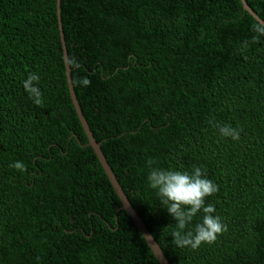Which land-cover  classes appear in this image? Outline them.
<instances>
[{"label":"trees","instance_id":"16d2710c","mask_svg":"<svg viewBox=\"0 0 264 264\" xmlns=\"http://www.w3.org/2000/svg\"><path fill=\"white\" fill-rule=\"evenodd\" d=\"M245 1L264 19V0ZM59 22L82 115L169 263L264 264V37L241 0H59V16L56 0H0V264H159L88 145ZM149 158L201 167L227 231L176 247Z\"/></svg>","mask_w":264,"mask_h":264},{"label":"clouds","instance_id":"9594fccd","mask_svg":"<svg viewBox=\"0 0 264 264\" xmlns=\"http://www.w3.org/2000/svg\"><path fill=\"white\" fill-rule=\"evenodd\" d=\"M251 31L255 33L251 38L252 43L264 37V19H257ZM248 43L245 41L243 46L247 48ZM39 80L38 74L29 73L23 81V86L33 103L42 107L44 101ZM80 83L86 87L90 84V80L84 77ZM218 127L222 136L233 140L240 139L242 129L230 125ZM146 163L151 169L147 176L149 186L156 190L160 204L176 222V229L171 234L174 238L172 243L176 247L197 249L203 243L215 242L219 234L227 231V225L221 218L213 215L216 211L214 205L206 204V198L217 193L219 188L217 184L204 176L201 167L194 166L193 171L188 172L152 167L156 161L151 158ZM9 167L21 172L27 170L22 161H15ZM201 212L202 220L193 224L194 218Z\"/></svg>","mask_w":264,"mask_h":264},{"label":"water","instance_id":"95a60500","mask_svg":"<svg viewBox=\"0 0 264 264\" xmlns=\"http://www.w3.org/2000/svg\"><path fill=\"white\" fill-rule=\"evenodd\" d=\"M241 3L243 5V8L248 13H250L256 20L260 19L256 15V13L248 6V4L246 3L245 0H241ZM56 7H57V16H59V0H56ZM59 29H60L61 45L63 48V59H64V66H65L66 80H67L69 95H70L72 104L75 108V111L78 115V118L80 120L81 126H82V128L86 134V137L88 140V145L92 148V150H93L94 154L96 155L102 169L104 170L107 178L109 179L112 188L114 189L116 195L120 199L121 208L124 209L129 214V216L131 217V219L135 223L136 227L138 228L139 232L141 233V235L145 239L146 243L150 247L152 253L154 254L156 259L158 260L159 264H170L169 261L167 260L166 256L164 255L163 251L161 250L160 246L158 245L156 240L153 238V236L151 235V233L147 229V227L144 224L141 217L137 214V212L135 211L133 206L130 204L128 198L126 197L124 191L122 190L120 184L118 183V180H117L115 174L113 173V171H112L110 165L108 164L104 154L102 153L99 143H97L95 141V139L92 135V132L90 131L84 116L82 115V111H81V108H80L78 101L76 99V95H75L73 85L71 82L70 67H69L68 60H67L66 47H65L64 39H63V36L61 33L60 22H59Z\"/></svg>","mask_w":264,"mask_h":264}]
</instances>
